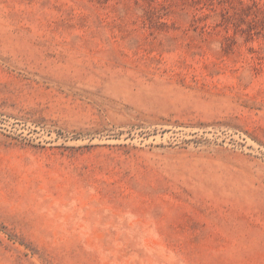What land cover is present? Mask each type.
I'll return each instance as SVG.
<instances>
[{"label":"rangeland","instance_id":"obj_1","mask_svg":"<svg viewBox=\"0 0 264 264\" xmlns=\"http://www.w3.org/2000/svg\"><path fill=\"white\" fill-rule=\"evenodd\" d=\"M0 264H264V0H0Z\"/></svg>","mask_w":264,"mask_h":264}]
</instances>
